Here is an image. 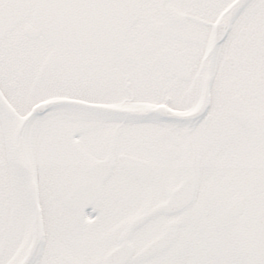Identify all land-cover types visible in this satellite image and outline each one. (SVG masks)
Here are the masks:
<instances>
[{
    "label": "snow or ice",
    "instance_id": "obj_1",
    "mask_svg": "<svg viewBox=\"0 0 264 264\" xmlns=\"http://www.w3.org/2000/svg\"><path fill=\"white\" fill-rule=\"evenodd\" d=\"M0 264H264V0H0Z\"/></svg>",
    "mask_w": 264,
    "mask_h": 264
}]
</instances>
